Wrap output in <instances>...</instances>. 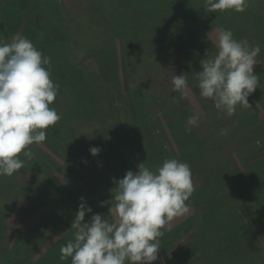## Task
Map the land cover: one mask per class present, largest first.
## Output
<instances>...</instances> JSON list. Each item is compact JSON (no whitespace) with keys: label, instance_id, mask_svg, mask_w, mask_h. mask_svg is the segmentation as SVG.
Segmentation results:
<instances>
[{"label":"rangeland","instance_id":"rangeland-1","mask_svg":"<svg viewBox=\"0 0 264 264\" xmlns=\"http://www.w3.org/2000/svg\"><path fill=\"white\" fill-rule=\"evenodd\" d=\"M66 1L73 7L66 17L49 14L38 0L0 1V14L5 18L0 24V37L10 41L20 34L51 58V79L59 90L50 107L61 116L57 125L47 129L44 143L30 146L33 155L38 152L39 160L35 155L31 159L21 156L24 166L11 177H0V213L4 212L0 214L4 217L0 236L6 238L1 245L7 248L0 255V264H4L2 259L5 264H49V260L71 264L70 257L60 259L66 236L60 233L52 239L49 230L63 219L72 226L81 197L94 209L86 213L85 222L100 207L104 212L112 207L115 182L110 180L126 175L124 167L120 173L115 172L117 157L113 156L125 140L124 129L131 150L126 173L138 172L142 162L147 167L153 162L154 169L164 162V157L158 156L161 148L154 131L153 135L149 132L140 137L149 147L145 159L140 158L132 139L133 128L128 125H137L140 114L145 113L141 121L145 122L147 116L157 120L170 142L190 139L186 121L191 115L199 114V124L193 127L203 135L216 129V144L204 156L213 174L208 176L213 192L222 196L217 204L229 203L209 228L205 226L209 219L200 217L195 226L182 227L194 208L186 201L190 213L174 219L171 230L165 232L170 236L160 238L163 258L158 255L152 264H264V79L259 78L260 84L248 97L251 107L238 106L234 115L224 117L220 112L206 114L202 103L216 109L214 101L201 97L198 83H194L197 72L203 70L201 61L217 52L211 40L220 29H230L237 40L260 45L254 73L263 76L264 0H250L244 12L216 13L206 12L204 0ZM183 74L189 84L187 98L172 91V77ZM116 104L121 111V126L113 115ZM250 127L252 134L247 131ZM119 129L122 132L116 135ZM51 134H56V141L59 138L57 147L49 148L47 144ZM249 140L251 143L246 145ZM93 147L100 149L97 155L91 153ZM46 153L58 166L46 159ZM181 157L179 161L184 162ZM122 158L119 155L118 159ZM39 161L42 163L37 168ZM93 163L105 170V175L99 169L95 174L90 166ZM111 169L112 173L106 175ZM250 169L253 173H246ZM76 185L85 190L82 195ZM64 195L74 200L66 210L62 205ZM229 196L231 202L227 201ZM179 227L182 234L175 239ZM72 231L70 240L75 229ZM29 236V245L21 246V240ZM166 240L172 242L167 249L162 245ZM36 241L42 244L40 251L28 256ZM9 249L20 252L10 256ZM193 257L198 261L191 262Z\"/></svg>","mask_w":264,"mask_h":264},{"label":"clouds","instance_id":"clouds-1","mask_svg":"<svg viewBox=\"0 0 264 264\" xmlns=\"http://www.w3.org/2000/svg\"><path fill=\"white\" fill-rule=\"evenodd\" d=\"M250 0H204L206 12H244ZM217 52L201 61L197 72L203 98L214 101L216 109L232 116L237 107H251L248 97L259 85L254 73L260 45L252 46L234 38L230 29H220L211 40ZM51 58L43 55L26 37L16 34L10 41L0 37V177H11L32 158L31 145L42 144L47 129L61 116L50 105L59 86L51 79ZM172 91L187 98V77L174 75ZM199 114L186 121V130L198 126ZM80 136V135H79ZM97 155L99 148L90 149ZM139 171H127L115 181L114 203L109 217L93 210L85 198L71 228L74 238L61 247V260L71 264H152L159 256L160 238L171 230L174 219L189 212L186 203L195 191L192 172L186 162L166 159L155 171L142 162ZM111 217V219H110Z\"/></svg>","mask_w":264,"mask_h":264},{"label":"trees","instance_id":"trees-1","mask_svg":"<svg viewBox=\"0 0 264 264\" xmlns=\"http://www.w3.org/2000/svg\"><path fill=\"white\" fill-rule=\"evenodd\" d=\"M0 1H2V0H0ZM38 1H42L43 5L49 10V14H53L54 16L66 17V15L69 14L71 12V9L73 8L72 5L70 6L67 3L66 0H38ZM6 2L8 4V3L11 2V0H6ZM0 4H2V3H0ZM16 4H17V2H16ZM2 12H3V10H2ZM1 14H0V16H1L0 24L3 23L2 18L5 19L3 14L2 15ZM129 42H131V40H129V41L127 40L126 44H130ZM160 47H162V46H160ZM160 47H159V49H160ZM128 48L129 47L127 46V49ZM129 49L131 51L133 49V47H131ZM170 57H172V55H170ZM174 58L175 57H173V59ZM259 78L261 79V81H263L264 73H263V76L262 77H258V79ZM194 83L197 84L198 80H196ZM194 83H192V84H194ZM192 84H191V86H192ZM259 84H260V81H259ZM190 104L192 105L191 101H190ZM202 106H203L204 111L206 112L207 115L209 113L210 114L211 113H215L216 114V113L220 112L222 117L226 116L225 112H222L220 110H216L214 107L210 106L209 104H206L205 102L202 103ZM112 110H113V115H115L116 122H118V124H120V126H121L123 120H122V116L120 115V112H121L120 108L118 109L117 108V104H116L114 106V108H112ZM139 113H141V112H139ZM145 115H146V113L144 115L140 114L139 119L136 122L137 125H134V127L132 125H131L132 127H130V125H128L129 126L128 128H130V129L133 128L132 129V131H133L132 139H133V141L135 143V146H136V149H137V151H138V153L140 155V158H144L145 159L146 158L145 155H147L146 151L149 150V147H147L148 144H146V142L143 143V141H141L140 137L143 136L144 133L148 134L149 132H151V134L153 135V131L156 134L155 136L157 137L158 144L160 145V148H161L160 152L158 153L159 157H161V158L164 157L163 160L165 161V159H177V160H179V158L182 156L181 157V158H183L182 160L192 167L191 172H192L193 182H195L196 180L198 182V179L200 181L198 184H194L195 191L193 192V194L188 199V201L191 202L192 206L194 207L193 208V213L192 212L190 213V211L188 212V214L190 213L191 217L189 218V220L187 222H185V224L182 227H184L185 225H187V226H191V225L195 226L196 225V221H198V219H199L197 217H200V218H203V219L204 218L209 219V222H207L205 224L206 228H209L213 224V222H215L218 219L219 216L217 214H220L221 212H223L224 210L229 208L228 207L229 203H225V204H222V205L221 204H217V200L220 197H222V196L218 195L217 192H216V194H214L213 191H215V190L211 186L212 183H209L210 178L208 177L209 174H211V175H213V174L207 169V166L209 167L210 164H209V162L207 161V159L205 157L206 156L205 153L207 152V150H213V146L216 144V136H215L216 135V132H215L216 129L215 128L214 129L211 128L210 131L207 132V136H205V134L203 135L196 128L192 127L191 131L189 133H187L189 135V138H190L189 140H183V142L174 140V141L170 142V140L168 139L167 135L164 134V132L161 130L160 126L158 125L157 120L148 119V116H147V118H146L147 119L146 120L147 124H145L146 121L145 122L141 121L142 120L141 118L145 117ZM108 118H109V120L112 119V117H110V116H108ZM100 120H102V119L100 118ZM152 124L154 125V127H152ZM150 126L152 127V131L150 130ZM247 131H249V133H251V127ZM121 132H122V129H119V131L116 133V135H120ZM126 132H127V129H124V138H125V140H123V142H121L120 146L115 150V152H113V156L117 157L116 158L117 162L114 163V165H115L114 167L116 168V169H114V170H116L115 172L121 171V168L124 167L123 170H124L125 174H126V169H127V165H128L129 159L131 158V150H130V147H129L128 140L126 139ZM54 133H56V131H54ZM56 134H51V136L48 138L47 144H48L49 148H51V146H56L57 147V145H59V138H58L57 141L55 139ZM250 143H251V141L249 140V142L246 143V145H249ZM191 145H194V146L191 147ZM118 151H119V155H121V154L123 155L122 159H118L119 158V155L117 156V152ZM144 152H145V154H144ZM34 155H35L36 159L39 160L38 152H36ZM46 155H47L46 159L49 158V161H53V163L58 166L57 162L52 157H50L47 153H46ZM199 157L202 160L201 162H199L200 161ZM46 159H43L45 163L47 162ZM43 160L41 159V161H43ZM154 162H156V161H154ZM41 163L42 162L39 163V166L37 165V168L40 167ZM65 163H66V161H65ZM49 164L51 166L55 167V165L51 164V162H49ZM67 166L68 165H66L65 167L67 168ZM90 166H91V168H93L92 169L93 172L98 175V173H97V170L99 169L98 166H96L94 163L91 164ZM148 166H149V168L151 170H153V171L156 170V169L153 168V162H151ZM247 166L249 167L250 165H247ZM37 168H36V171L38 172L39 169H37ZM207 170L209 172L208 174H206ZM98 171H100L102 174L105 175V173H104L105 170L101 171L99 169ZM247 172L248 173L251 172V174L253 173L251 171V169L247 170L246 173ZM111 173H112V169H111L110 173L106 174V175H110ZM124 176L125 175L122 174V177H124ZM119 177H121V176H119ZM116 180H117V178H116ZM213 180H214V176H213ZM110 181L111 182H115V181H112V180H110ZM46 184H47V182H46ZM112 185L114 186V188L117 186L116 182L114 184H112ZM62 188L63 189H67V186L66 187L62 186ZM77 188H78L77 191L82 195L85 190L80 188V187H78V186H77ZM45 189H46V186H45ZM2 193L3 192L1 191V194ZM3 196H4V193H3ZM224 196H226V195H224ZM29 199H30V197H29ZM231 199H232L231 196H229V199L227 201L231 202ZM242 199H244V198H242ZM31 200L34 202L33 199H31ZM227 201H225V202H227ZM71 204L74 205V200L73 199L68 200V197L66 195H64V200H63V203H62L63 209H65V210L68 209ZM92 210H94V209L92 208ZM97 213L103 214L105 219H107L109 217V215H110L109 211L108 212H104V210L101 207H100V209L97 210V212L95 214H97ZM0 214H4V212L0 213ZM60 218L61 217H59V216L57 217L58 220H60ZM2 219L4 220V217L3 218L1 217L0 221H2ZM110 219H111V217H110ZM189 221H190V223H188ZM182 222L183 221H180L179 223L182 224ZM182 227L178 228V231L175 234L177 237L175 239H177L179 237V235L182 234ZM72 230L73 229L71 228V224L69 223V220L68 219L67 220L63 219V220L60 221L59 224H56V225H54V227H51V229L49 230V232H50L49 235H50V238L53 239V237H55L56 235L61 233V235H63V236L65 235L66 236V238H67L66 242H68L70 240V238H71L70 235L73 232ZM165 232H164L163 236H167L168 235V234H165ZM168 236H170V235H168ZM171 236H173V232H172ZM29 237L21 240L23 242V244L21 246L29 245L30 242L28 243V240L31 239V237L30 238ZM4 239H6V238H3V236H0V253H1V250L3 252L0 255H3L7 251V248L4 245V243L1 245V242H4ZM164 239H165V237H164ZM173 240H174V238L172 239V242H173ZM45 241L47 242V237H46ZM48 241H51V240L49 239ZM171 243H169L167 241L166 245L164 243H162V245H164L163 247L167 249L168 245H171ZM41 247H42V244L40 245V243L38 241H36L31 246V249H33V252H29L28 256L36 254L37 252H39ZM59 247H60V245H59ZM9 250H10L9 251L10 256L12 255V253L17 254V253L20 252L18 249H13V251L11 249H9ZM193 254L194 253H191V255H193ZM48 255H49L48 258L49 257L51 258L50 253ZM53 255H54L55 258L57 257L54 252H53ZM194 255H196V254H194ZM194 258L195 257L190 258L191 262H193L194 260L198 261V259H194ZM2 263L5 264L6 261L2 259ZM49 264H56V262H54V260H49Z\"/></svg>","mask_w":264,"mask_h":264},{"label":"crops","instance_id":"crops-1","mask_svg":"<svg viewBox=\"0 0 264 264\" xmlns=\"http://www.w3.org/2000/svg\"><path fill=\"white\" fill-rule=\"evenodd\" d=\"M162 252L159 250V253L158 255L161 256ZM162 257V256H161ZM163 258V257H162ZM167 262V261H166ZM162 264H169L168 262L167 263H162Z\"/></svg>","mask_w":264,"mask_h":264}]
</instances>
